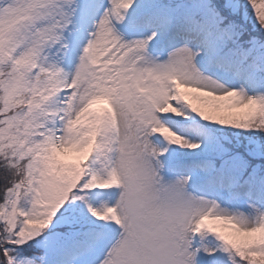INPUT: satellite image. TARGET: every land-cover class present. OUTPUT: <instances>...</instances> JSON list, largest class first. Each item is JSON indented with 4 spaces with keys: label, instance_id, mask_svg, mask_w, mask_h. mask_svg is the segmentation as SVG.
Listing matches in <instances>:
<instances>
[{
    "label": "rangeland",
    "instance_id": "374dc122",
    "mask_svg": "<svg viewBox=\"0 0 264 264\" xmlns=\"http://www.w3.org/2000/svg\"><path fill=\"white\" fill-rule=\"evenodd\" d=\"M148 1L89 0L87 14L66 37L62 33L73 12L69 9L75 11L81 0H0V113H9L0 116V142L15 148L17 165L31 156L25 201L19 203L14 186L7 187L11 180L2 181L8 197L0 208V222L7 223L3 233L10 237L14 230L15 241H31L67 198L78 200L54 224H70L67 233L42 236L31 257L4 247L19 264H203L201 254L207 259L204 264H244L243 258L254 255H259L257 264H264V180L257 175L237 178V155L234 171L223 162L205 192L186 186L191 171L198 184L215 171L208 156L211 131L196 114L230 143L239 137L242 149V141H252L264 125V108L259 106L264 74L254 73L252 86L250 77L231 84L225 79L232 75L226 73L223 79L219 73L200 71L194 44L207 59L223 44L215 39L216 32L186 22L165 41L168 57L150 56L148 36L156 41L167 32L158 16L141 19L140 27L132 24ZM185 37L194 40L188 43ZM70 59L73 67L66 70ZM262 64L261 59L257 66ZM146 70L161 85L143 83ZM165 71L180 75L193 102L188 101L189 109L174 108L173 114L163 111L168 121L162 123L163 112L156 111L168 93ZM22 101L29 102L27 109L21 108ZM104 104L113 109L111 120L100 111ZM48 112L53 114L46 116ZM164 138L183 158L166 182L159 160ZM78 140L85 148L76 145ZM258 144L264 146V140ZM89 159L93 171L84 182L88 195L76 194L72 188L81 182V163ZM106 178L113 187L97 194ZM225 184L236 191L233 201L218 189ZM256 227L260 231L252 232ZM193 229L202 232L200 250ZM3 246L0 238V264H5ZM234 253L241 260L235 261Z\"/></svg>",
    "mask_w": 264,
    "mask_h": 264
},
{
    "label": "trees",
    "instance_id": "16d2710c",
    "mask_svg": "<svg viewBox=\"0 0 264 264\" xmlns=\"http://www.w3.org/2000/svg\"><path fill=\"white\" fill-rule=\"evenodd\" d=\"M258 3L261 5H264V3H262L260 0L258 1ZM260 17L264 21V16H258V17H255V19H259ZM6 180H8V174L5 173L4 171H2V169H0V203L2 201H4V199L6 198V196H5L6 195V191H5L6 186H3V184H2V181L5 182ZM9 180H10V178H9ZM9 185L10 184H7V187ZM63 234H64V232H63Z\"/></svg>",
    "mask_w": 264,
    "mask_h": 264
},
{
    "label": "bare ground",
    "instance_id": "6f19581e",
    "mask_svg": "<svg viewBox=\"0 0 264 264\" xmlns=\"http://www.w3.org/2000/svg\"><path fill=\"white\" fill-rule=\"evenodd\" d=\"M78 44H79V42H77V45H78ZM73 64H74V61H73L72 59H70V60L68 61V63H67L66 70L72 68V67H73ZM66 70L64 69V73H65ZM66 72H67V71H66ZM76 145L79 146V147H82V148H85V146H86V144H85L83 141H81V140H78L77 143H76ZM149 166H150L149 160L146 159V160H145V163H144V168H146V171H147L148 173H149ZM254 229H256V230H254ZM257 229H258V230H257ZM262 230H263V229H262ZM251 231H252V232H258V231H260V229L256 227V228H253Z\"/></svg>",
    "mask_w": 264,
    "mask_h": 264
}]
</instances>
